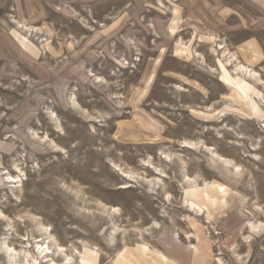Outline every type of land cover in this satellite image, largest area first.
<instances>
[{"label":"rangeland","instance_id":"374dc122","mask_svg":"<svg viewBox=\"0 0 264 264\" xmlns=\"http://www.w3.org/2000/svg\"><path fill=\"white\" fill-rule=\"evenodd\" d=\"M38 240L46 264H264V0H0V264Z\"/></svg>","mask_w":264,"mask_h":264},{"label":"bare ground","instance_id":"6f19581e","mask_svg":"<svg viewBox=\"0 0 264 264\" xmlns=\"http://www.w3.org/2000/svg\"><path fill=\"white\" fill-rule=\"evenodd\" d=\"M30 30V29H29ZM28 30V31H29ZM238 66V65H237ZM245 72H242V75H244V76H246V77H248V75H249V70H248V68L247 67H245ZM251 72H253V71H251ZM238 75H240V74H238ZM245 77V78H246ZM249 77H251V76H249ZM52 114H54V113H52ZM52 118V117H51ZM53 122V124L54 125H56L57 124V121H58V118L56 117L55 119H51ZM201 142V141H200ZM198 143V144H196V143H192V142H183V147L184 148H186V150L188 149V150H193V149H196V148H198V146L201 144V143ZM203 149H205L204 151L203 150H201L202 152H204V153H208L209 152V154L211 155V157L214 159V160H216V161H219V162H222V163H227V160L226 159H224L222 156H220L219 154H217L216 153V151L214 150V151H212L209 147H206L204 144H203ZM162 160H166V161H170L171 162V158H170V156H168V155H165V158L163 159V158H161ZM187 164V163H186ZM145 166V165H144ZM148 166V165H147ZM236 166V165H235ZM238 166V165H237ZM150 167V166H149ZM145 168H146V166H145ZM144 168V169H145ZM235 169H238V167H235ZM234 169V170H235ZM147 170H148V168H147ZM126 173V172H125ZM157 174H159V173H157ZM123 175H125V174H123ZM188 178V179H187ZM185 179H187L189 182H188V186L187 187H183V190H184V192H185V194L187 193V192H190V191H192V190H194L196 187H206L207 186V184H208V182L206 181V182H203L202 184H199V183H196V182H191L190 180H189V176H185ZM147 180V179H146ZM20 182H22V181H18V183H20ZM23 184V183H22ZM22 186V185H21ZM167 198H168V200H169V202H171V199H172V196L171 195H167ZM183 204H185V208L187 209V211L188 212H190V213H193V214H196L197 216H199V217H204V218H206L207 220H209V217H205L204 215H203V209H202V207L200 206V205H198L196 202H194L193 200H191V199H184L183 200ZM110 210H112V212H113V214H114V216L115 215H117L116 217H118V216H121V214L119 213V209H116L115 207H113V208H111ZM252 225V224H251ZM257 225H255V227L252 225L251 226V231L252 232H256V230L258 229V227H256ZM43 227V226H42ZM44 228H45V234L44 235H47L48 234V229H47V227H45L44 226ZM44 240V239H43ZM43 240H38L36 243L38 244V252L36 253L37 255L36 256H33L32 257V261L31 262H28V264H46L50 259H49V254L51 253V247L50 246H48L47 245V242L46 241H44L43 242ZM167 240L172 244V247L174 248V250H176L175 251V253H177V255H180V258H184V253H183V251L182 252H180V251H177V247L178 246H175L174 244H173V238H172V236L171 235H169L168 237H167ZM41 241V242H40ZM7 248V255H8V257H9V259H13V257H14V254H15V250H13V252L11 253V254H9V252H11V247L10 246H7L6 247ZM63 250V247L62 246H59V251H62ZM58 251V249H57V252H56V254L59 252ZM180 252V253H179ZM55 254V255H56ZM62 256H63V251H62ZM73 259V258H72ZM11 261V260H10ZM180 263L181 264H184V263H186L184 260H181L180 261ZM58 264H73L72 263V261H71V258H70V255H66L65 254V256L60 260V262L58 263Z\"/></svg>","mask_w":264,"mask_h":264}]
</instances>
